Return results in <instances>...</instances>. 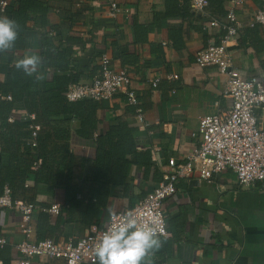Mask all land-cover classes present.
<instances>
[{"label": "crops", "instance_id": "crops-1", "mask_svg": "<svg viewBox=\"0 0 264 264\" xmlns=\"http://www.w3.org/2000/svg\"><path fill=\"white\" fill-rule=\"evenodd\" d=\"M48 11V29L55 31V43L72 49L70 68L76 75H93L101 53L107 52L113 68L127 67L132 87L140 101L143 121L136 115L126 94L119 92L101 99L91 113L95 127L90 138L75 132L80 119L70 114L53 115L41 134L48 133V147L65 146L70 155L85 163L95 155L94 137L103 134L115 117L128 120L140 131L135 143L149 150L147 164H132L126 185H105L106 195L91 196L97 184L82 181L85 166L72 168L81 187L79 206L65 210L66 192L63 185L35 182L26 178L20 199L37 204L31 223L36 238L75 240L94 227H100L110 212L135 204L153 189L161 178V170L169 157L184 160L187 152L198 142L194 134L200 116L222 109L228 99L221 95L226 75L215 66H198L195 53L209 43H218L223 35L219 26L210 25L212 18L224 17L209 7L203 12L191 9L186 16L166 17L158 29L147 34L144 42L136 43L132 35V18L143 24L151 23L154 11L164 10V0H52ZM121 8L109 14V2ZM225 0L224 10L233 6L237 20V35L229 40L233 65L245 75L264 77V29L249 26L251 13L264 6V0ZM179 0V5H182ZM0 16H4L1 15ZM31 24V23H30ZM56 28V29H54ZM176 29V40L169 32ZM43 31V30H41ZM41 31L32 29L27 37L23 57H39ZM178 44L175 46L174 43ZM134 55L138 62L123 63L122 55ZM148 61L146 66L143 62ZM41 87L52 81L53 71L37 65L34 71ZM177 73L178 78L170 79ZM158 76L152 88L149 77ZM4 74L0 73V82ZM258 122L264 127V110L257 109ZM33 117L21 107L14 106L12 119ZM155 120L159 122L156 123ZM64 135V136H63ZM154 146L158 147L153 158ZM1 152V147H0ZM37 165V164H36ZM81 173L80 176H76ZM95 188V189H94ZM2 189L0 188V193ZM89 198V200H88ZM103 201L102 205L93 208ZM57 203L58 212L48 207ZM169 236L161 235V247L149 253L144 264H264V182L240 186L228 169L216 172L207 182L196 175L181 176L175 193L162 201ZM20 217L12 208L0 207V236L9 241L0 247V264H14L20 256L13 243L23 238L18 230ZM33 264H64L61 258L35 257ZM81 264H98L82 262Z\"/></svg>", "mask_w": 264, "mask_h": 264}, {"label": "built area", "instance_id": "built-area-1", "mask_svg": "<svg viewBox=\"0 0 264 264\" xmlns=\"http://www.w3.org/2000/svg\"><path fill=\"white\" fill-rule=\"evenodd\" d=\"M9 0H0V14L4 15ZM235 2H238L235 0ZM190 9L203 12L208 0H188ZM121 10L115 1L109 2V14L115 15ZM210 25L219 26L223 35L218 43H209L195 53L194 60L198 66H215L226 75L221 95L228 99L226 105L214 113L200 116L197 130L198 142L187 152L184 160L169 157L161 170L158 184L148 191L135 204L122 210L110 212L102 226L94 227L75 240L57 241L52 238H36L31 223L32 212L37 207L34 202L11 198V190L4 185L0 193V207L12 208L18 212L20 221L18 230L23 238L13 245L20 254L14 264H33L35 257L61 258L64 264L96 263L95 246L103 233L118 222L127 212H132L140 222L150 223L157 229H163V236H169L162 209L163 199L175 193L176 182L181 176L196 175L210 182L214 173L228 169L235 175L238 185L246 186L264 182V127L258 122L257 109L264 110V77L245 75L232 62L228 48L229 40L237 35V20L233 6L226 9L224 17L212 18ZM259 24L264 29V6L255 9L249 18V26ZM49 33L55 35L50 29ZM170 79L178 78L177 73L170 74ZM152 88L157 87L158 76L147 79ZM124 92L126 101L133 105L136 115L143 121L140 101L132 87L131 74L127 67L113 68L107 52L100 54L98 68L91 75L79 76L76 81L67 84L63 92L67 101L82 98L95 100L108 99ZM10 99L9 95L3 96ZM9 121L13 119L8 117ZM158 123V120H155ZM31 138L39 130V124H30ZM153 158L158 150L152 148ZM27 186V183L24 184ZM52 212L59 211V205L53 203L48 207ZM6 237L0 236V247L8 244ZM159 264H167L161 261Z\"/></svg>", "mask_w": 264, "mask_h": 264}, {"label": "trees", "instance_id": "trees-1", "mask_svg": "<svg viewBox=\"0 0 264 264\" xmlns=\"http://www.w3.org/2000/svg\"><path fill=\"white\" fill-rule=\"evenodd\" d=\"M164 0V10L154 11L153 19L149 24H143L132 18V35L136 43L144 42L147 34L158 29L162 21L169 16H186L191 12L188 0ZM225 0H208V6L222 15ZM52 0H9L4 9V16L16 20L18 35L10 49L0 51V73L4 74L0 82V188L6 184L10 187L11 198L20 199V192L24 188L26 178L32 177L35 182L63 185L66 192L65 210L79 206L82 200L80 184L72 174V168L85 166L82 181L89 180L97 184V190L91 196L99 198L108 191H102L105 185L127 186L129 169L134 164H147L149 150L143 149L135 143V137L140 132L135 125L119 117L109 122L103 134L96 135L94 139L95 155L92 161L77 160L66 150L65 146L48 147L51 135L41 134L44 125L53 116L65 113L73 114L80 119V126L75 130L78 135L90 138L95 127V120L91 113L100 106V100L82 98L76 101H67L63 95L66 86L76 81L78 75L71 71L70 61L72 49L69 46L62 48L55 43V35L49 33L47 14ZM31 23V24H30ZM32 29L41 31L39 63L49 67L55 73L52 81L41 87V82L35 72L26 74L16 67L17 62L24 58L23 50L28 42L27 37ZM56 29V28H54ZM176 29L169 32L173 42L176 38ZM175 46H178L176 42ZM123 63L136 64L138 59L134 55H122ZM146 66L148 61L143 62ZM9 95L10 99L3 96ZM20 104L33 117L8 120L14 106ZM30 124H39L40 128L31 138ZM48 124V123H47ZM64 136V135H63ZM37 164V165H36ZM77 173L76 176H80ZM95 189V188H94ZM89 200V198H88ZM31 202V201H30ZM103 201L93 208L102 205Z\"/></svg>", "mask_w": 264, "mask_h": 264}, {"label": "clouds", "instance_id": "clouds-1", "mask_svg": "<svg viewBox=\"0 0 264 264\" xmlns=\"http://www.w3.org/2000/svg\"><path fill=\"white\" fill-rule=\"evenodd\" d=\"M16 20L0 16V51L10 49L18 35ZM39 63L35 55L20 59L16 67L31 75ZM163 229L138 220L127 212L118 222L113 223L96 244L94 252L98 264H144L145 257L162 245Z\"/></svg>", "mask_w": 264, "mask_h": 264}]
</instances>
